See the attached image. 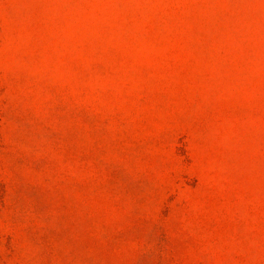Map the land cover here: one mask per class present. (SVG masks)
<instances>
[{
	"label": "rangeland",
	"instance_id": "1",
	"mask_svg": "<svg viewBox=\"0 0 264 264\" xmlns=\"http://www.w3.org/2000/svg\"><path fill=\"white\" fill-rule=\"evenodd\" d=\"M0 264H264V0H0Z\"/></svg>",
	"mask_w": 264,
	"mask_h": 264
}]
</instances>
